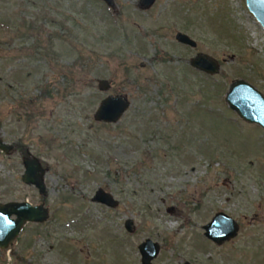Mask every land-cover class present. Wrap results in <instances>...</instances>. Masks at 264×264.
I'll return each mask as SVG.
<instances>
[{
    "label": "rangeland",
    "instance_id": "374dc122",
    "mask_svg": "<svg viewBox=\"0 0 264 264\" xmlns=\"http://www.w3.org/2000/svg\"><path fill=\"white\" fill-rule=\"evenodd\" d=\"M113 1L39 0L53 11L27 9L31 29L22 0H0V138L14 146L0 150V203L50 214L0 249V264H142L147 239L160 247L151 264H264V129L225 101L237 79L264 94V29L245 0ZM199 54L218 73L192 67ZM109 96L131 106L96 122ZM29 156L45 194L22 181ZM100 188L117 208L93 202ZM218 213L239 227L222 244L204 229Z\"/></svg>",
    "mask_w": 264,
    "mask_h": 264
},
{
    "label": "water",
    "instance_id": "95a60500",
    "mask_svg": "<svg viewBox=\"0 0 264 264\" xmlns=\"http://www.w3.org/2000/svg\"><path fill=\"white\" fill-rule=\"evenodd\" d=\"M107 6L115 10L113 0H102ZM156 0H140L139 8L146 10L152 7ZM248 10L255 16L264 29V0H245ZM176 40L191 48H196L197 43L187 34L178 32ZM191 65L196 70L214 75L220 70L219 64L212 57L199 54L191 60ZM100 91L107 92L111 83L106 79L98 82ZM225 101L229 108L234 111L243 121L258 125L264 129V94L254 85L244 79H237L230 85ZM131 103L125 96H109L99 105L94 114L96 122L118 123L130 108ZM0 150L10 153L14 146L4 142L0 138ZM25 171L22 181L27 185L36 187L41 194L46 193L43 180L45 171L38 159L24 157ZM93 202L105 205L109 208H117L120 202L110 193L100 188L96 191ZM49 209L43 205H32L29 202H8L0 204V248L7 249L14 244L27 223H44L48 220ZM125 228L133 233L135 226L132 220H127ZM205 236L217 244L234 239L238 234V224L234 219L224 213H218L204 226ZM142 264H151L158 256L160 247L157 243L147 239L139 246ZM185 264H191L186 262Z\"/></svg>",
    "mask_w": 264,
    "mask_h": 264
},
{
    "label": "trees",
    "instance_id": "16d2710c",
    "mask_svg": "<svg viewBox=\"0 0 264 264\" xmlns=\"http://www.w3.org/2000/svg\"><path fill=\"white\" fill-rule=\"evenodd\" d=\"M39 0H22V7H24V9L25 10H22L23 12H21V14H23V19L24 20H27L26 18L28 17L29 19H31L30 21H28V22H24V24H27V23H29V25H30V28L32 29L33 27H36V20L37 19H34V18H36V16H37V12L38 11H34L35 13H28L26 10L27 9H34V10H39V11H41V9L42 10H44V9H50L51 11H53L52 10V8H51V4L50 5H48V4H45L44 6H39ZM41 4V3H40ZM22 16V15H21ZM78 18V19H77ZM79 18L80 17H74L73 19H72V21H74V24H76L77 26H78V28H80L79 26H81L80 25V23H79ZM21 19V18H20ZM55 21H57L56 20V18H54L53 20H47V19H45V21H44V23L45 24H52L53 22L55 23Z\"/></svg>",
    "mask_w": 264,
    "mask_h": 264
},
{
    "label": "flooded vegetation",
    "instance_id": "af4514ba",
    "mask_svg": "<svg viewBox=\"0 0 264 264\" xmlns=\"http://www.w3.org/2000/svg\"><path fill=\"white\" fill-rule=\"evenodd\" d=\"M33 224H42V223H33ZM24 231V230H23ZM1 249V248H0ZM1 250H4V249H1ZM5 250H8V249H5Z\"/></svg>",
    "mask_w": 264,
    "mask_h": 264
}]
</instances>
